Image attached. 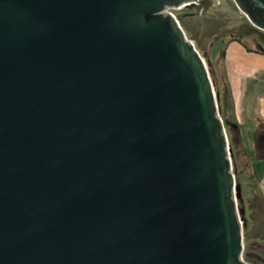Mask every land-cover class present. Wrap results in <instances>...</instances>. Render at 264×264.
Segmentation results:
<instances>
[{
  "label": "water",
  "instance_id": "obj_1",
  "mask_svg": "<svg viewBox=\"0 0 264 264\" xmlns=\"http://www.w3.org/2000/svg\"><path fill=\"white\" fill-rule=\"evenodd\" d=\"M231 1L0 0V264L262 259L243 257L219 94L171 13L264 34V0Z\"/></svg>",
  "mask_w": 264,
  "mask_h": 264
},
{
  "label": "rangeland",
  "instance_id": "obj_2",
  "mask_svg": "<svg viewBox=\"0 0 264 264\" xmlns=\"http://www.w3.org/2000/svg\"><path fill=\"white\" fill-rule=\"evenodd\" d=\"M227 2L231 4L232 1L227 0ZM183 10H175L174 14L180 16H178L179 22L187 37L193 40V37L196 36L194 45L204 58L210 79L213 82L214 91L218 90L219 87L217 83L219 75L217 63L219 59L223 58L226 43L231 39L229 37L230 34L235 33L238 28H241L243 32L238 35H240L243 41L252 44L250 38H255L258 44L264 48V39L260 38L257 32L253 31V27L244 17L234 20L224 19L226 21L221 23L213 20L208 21L207 18L199 16L193 20L190 27L189 20H187L188 16L182 13ZM220 52H223L222 55ZM219 104L221 106L224 103L220 101ZM221 111V114L225 116V110L221 109ZM232 126L224 122L228 143L232 149V170L235 173L236 181L240 185L241 202L244 209L245 227L242 230L243 239L248 235L251 238L258 235L263 236L264 224L257 228L259 222H257V219L259 220L260 217L264 218V196L258 185V177L262 173L263 167H255V162L258 161L257 141L259 138H256V130L247 132L246 130L239 129L236 125ZM233 166H236V169ZM252 196L254 198H251ZM252 199L253 205L251 203ZM237 204L241 206L240 201H237ZM256 216L259 218L256 219ZM244 245H246L245 241Z\"/></svg>",
  "mask_w": 264,
  "mask_h": 264
},
{
  "label": "crops",
  "instance_id": "obj_3",
  "mask_svg": "<svg viewBox=\"0 0 264 264\" xmlns=\"http://www.w3.org/2000/svg\"><path fill=\"white\" fill-rule=\"evenodd\" d=\"M256 41L255 38H250L252 44L246 41L243 44L237 39L227 41L223 58L217 63V83L219 103H224L220 106L225 110V116H221L223 122L247 132L256 130V138H260L264 131L261 128V125L264 127V52L259 50ZM258 141L255 167H263L258 185L264 196V154L260 155Z\"/></svg>",
  "mask_w": 264,
  "mask_h": 264
},
{
  "label": "flooded vegetation",
  "instance_id": "obj_4",
  "mask_svg": "<svg viewBox=\"0 0 264 264\" xmlns=\"http://www.w3.org/2000/svg\"><path fill=\"white\" fill-rule=\"evenodd\" d=\"M224 1L227 2V0H213L214 3L211 6V9H209L207 13L211 12L212 9L221 8L224 4ZM182 13H190V12L183 10ZM203 13H204L203 8H201V9H199V11H197L195 14H193L194 16H188L187 17V20H189L190 27H191L193 20H195V18H198L199 16H201V17L203 16V17L207 18L208 21L213 20V21H217V22H221V23L226 21L224 19H216V18L206 17V14H203ZM262 235L263 236L258 235V236H254L252 238L250 236L249 237L246 236V238L243 239L245 241V244H246V245H244V241H243V245H244L243 257H244V253H246V252H254V253H256L262 257L261 260H256V264H264V233Z\"/></svg>",
  "mask_w": 264,
  "mask_h": 264
},
{
  "label": "trees",
  "instance_id": "obj_5",
  "mask_svg": "<svg viewBox=\"0 0 264 264\" xmlns=\"http://www.w3.org/2000/svg\"><path fill=\"white\" fill-rule=\"evenodd\" d=\"M216 28V27H215ZM188 30H189V28H188ZM253 31H255V32H257V34H258V36L260 37V38H262V39H264V34L263 33H261V32H259V31H257V30H255L254 28H253ZM242 32H243V30H241V28H238L236 31H235V33H233V34H230V38L231 39H237L239 42H241V43H243L244 44V42H243V40H242V38H240V35H238V34H242ZM256 44H257V46H258V48H259V50L260 51H263L264 52V49H263V47L262 46H260L258 43H257V41H256ZM247 48H249V47H247ZM222 53L223 52H220V54L222 55ZM215 82V81H214ZM219 91H220V89H219V87H218V90H216V92L219 94ZM221 116H222V114H221ZM223 118V117H222ZM261 128L262 129H264V127H262V125H261ZM261 137L259 138V141H258V143H259V146H260V155H263L264 154V131H263V133L260 135ZM235 169H236V166H233ZM236 171V170H235ZM237 172V171H236ZM238 182V181H237ZM253 195V194H252ZM251 198H254V196H252ZM241 203V207H243V204H242V202H240ZM251 203H252V205L254 204L253 203V199H252V201H251ZM253 207V206H252ZM257 218H259L258 216H256V219ZM255 220V219H254ZM264 218H259V220L257 219V222H258V226H257V228H259L260 226H262L264 223ZM247 233V232H246ZM248 235V234H247ZM248 237H249V235H248Z\"/></svg>",
  "mask_w": 264,
  "mask_h": 264
},
{
  "label": "built area",
  "instance_id": "obj_6",
  "mask_svg": "<svg viewBox=\"0 0 264 264\" xmlns=\"http://www.w3.org/2000/svg\"><path fill=\"white\" fill-rule=\"evenodd\" d=\"M174 11H175V10H172L171 13L176 17V15L174 14ZM192 42H193V41H192ZM193 43H194V42H193Z\"/></svg>",
  "mask_w": 264,
  "mask_h": 264
}]
</instances>
